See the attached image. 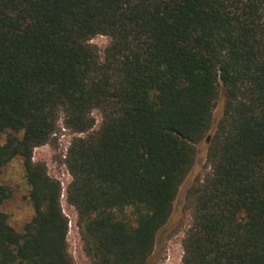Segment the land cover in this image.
<instances>
[{
  "label": "trees",
  "instance_id": "16d2710c",
  "mask_svg": "<svg viewBox=\"0 0 264 264\" xmlns=\"http://www.w3.org/2000/svg\"><path fill=\"white\" fill-rule=\"evenodd\" d=\"M60 119L92 264H155L184 185L182 264H264V0H0V174L22 158L34 208L16 230L0 182V264H76L61 181L33 156Z\"/></svg>",
  "mask_w": 264,
  "mask_h": 264
},
{
  "label": "rangeland",
  "instance_id": "374dc122",
  "mask_svg": "<svg viewBox=\"0 0 264 264\" xmlns=\"http://www.w3.org/2000/svg\"><path fill=\"white\" fill-rule=\"evenodd\" d=\"M92 43L98 47L100 53L103 55L104 49L109 43V38L104 35H97L92 39ZM222 103L223 98L218 102L216 113H219ZM91 114H93V117L95 118L94 130H97L101 124L102 116L99 110H94ZM64 128L63 121L60 119L59 127L57 129L58 136L53 137L48 144L35 148L33 155L34 161L45 162L49 174L61 182V177L65 174V168L62 160L63 150L61 149L62 147L59 136L64 134L66 140H72L73 137L78 135L77 133H73L71 130ZM5 140L6 134L1 135L0 144H3ZM207 150L208 142L204 139L199 144L198 159H196L194 170L188 177L186 184L192 183L197 176L202 175L203 177V175L209 171L206 161ZM70 180L66 181V187ZM0 182L7 185L11 190V196L4 202L3 210L8 214L10 225L16 230L22 231L24 224L34 215V208L31 200H29L30 185L25 177L22 158L16 157L3 168L0 174ZM184 187H181L179 198L175 205V211L169 225L158 235V245L156 246L158 251L153 257V263L155 264H182L184 252L183 238L192 221L190 211L183 206V198L185 194ZM60 201L63 212L68 217L69 221L72 219L73 223L77 225V213L75 208L66 201V190L62 191ZM73 228H75L74 225ZM67 240L69 251L76 264H92L83 252V245L78 226L73 229L72 233L71 231L70 233L68 232Z\"/></svg>",
  "mask_w": 264,
  "mask_h": 264
},
{
  "label": "built area",
  "instance_id": "2783aa9c",
  "mask_svg": "<svg viewBox=\"0 0 264 264\" xmlns=\"http://www.w3.org/2000/svg\"><path fill=\"white\" fill-rule=\"evenodd\" d=\"M65 129V128H64ZM56 136H58V134H57V132L56 133H54V135H53V137H56ZM59 139H60V141H61V149L63 150V156H66V154L68 153V149H69V146L71 145V140H66L65 139V135L64 134H61V136H59ZM64 168H65V174H63V177H61V180H62V182H61V184H62V187H63V190L65 191L66 190V181L68 180H70L71 179V175H70V173H69V171H68V169H67V167H66V165H64ZM67 177V178H66ZM65 178H66V181H65ZM73 225L75 226V228H77V226L78 225H76V224H74L73 223V220L71 219L70 221H69V230L71 231V233L73 232V229H75V228H73ZM73 228V229H72ZM79 228V227H78ZM70 231H69V233H70ZM77 234V233H76Z\"/></svg>",
  "mask_w": 264,
  "mask_h": 264
},
{
  "label": "water",
  "instance_id": "95a60500",
  "mask_svg": "<svg viewBox=\"0 0 264 264\" xmlns=\"http://www.w3.org/2000/svg\"><path fill=\"white\" fill-rule=\"evenodd\" d=\"M209 140H210V135H208L207 138H206L207 142H209Z\"/></svg>",
  "mask_w": 264,
  "mask_h": 264
}]
</instances>
